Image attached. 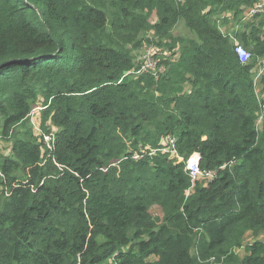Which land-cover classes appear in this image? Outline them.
<instances>
[{
  "label": "trees",
  "instance_id": "obj_1",
  "mask_svg": "<svg viewBox=\"0 0 264 264\" xmlns=\"http://www.w3.org/2000/svg\"><path fill=\"white\" fill-rule=\"evenodd\" d=\"M256 1L0 0V264H264V19L231 33L245 65L213 21ZM179 21L197 39L137 73L140 35ZM38 97L46 146L17 131ZM168 137L213 178L192 187Z\"/></svg>",
  "mask_w": 264,
  "mask_h": 264
},
{
  "label": "rangeland",
  "instance_id": "obj_2",
  "mask_svg": "<svg viewBox=\"0 0 264 264\" xmlns=\"http://www.w3.org/2000/svg\"><path fill=\"white\" fill-rule=\"evenodd\" d=\"M246 9L247 8H245L244 10L242 9L243 12L237 15H235L233 11H226L224 14L220 16L218 15H216L217 17L214 16L216 18H214L213 21L218 26L219 29H221L225 33H230V34L233 33L236 29H238V27L246 23H247L246 25H250L253 23L257 25L259 19H257L256 22H253V19L252 20L244 19V13ZM260 16H261V19L263 20L264 14ZM150 22L151 24L156 23L157 22L156 16H151ZM238 22L239 24H237ZM246 25L239 31V33L246 31L244 29L246 28ZM140 38L145 41H143L139 49L133 52V55L135 57V63H138L139 59L142 57V49L144 45L152 47L153 52H154V57L158 61V63H160L163 58H165L167 55H170L171 53L175 54L176 56L180 54L181 47H180L179 41L197 39L196 35L190 32L182 21H179L176 24V26L173 27L170 30V32L167 34V36L165 37L156 36L153 32H143L140 35ZM125 47L129 50L133 49L131 46H125ZM247 50L251 52L250 49H247ZM255 63L256 65L259 66L260 69L263 70V75H262L263 77L264 76V58L255 60ZM158 67L163 68L160 64H158ZM254 88H255V93L258 99L263 100L264 99V84L261 83V80H260V83L254 84ZM44 107H45V102L43 98L38 97L30 107L31 108L30 112L32 110V114H34V122L31 124L28 121L24 125L19 126L17 128V131L19 132L20 135L30 132L29 129L31 128L32 130L31 132H33L32 134H34L33 136H35L33 137L35 142L40 144L43 141V145L48 144L53 139L55 133H57V128H54V126L52 125L50 121V117L44 114L46 110ZM263 119H264V116L262 117V119L259 120L260 122L258 124V129H261ZM151 131H152V128H151ZM47 133L49 134L48 136L49 141H47L45 137L42 140L41 136ZM10 147H11V140L9 139V137L5 138V136H3L1 123H0V160H2L1 158H3V156H7L11 154ZM208 181L209 179L202 178V179H199L197 183L203 186ZM150 213L152 216L158 219H161L162 217L161 210L156 206L150 209ZM239 256H242V253H240Z\"/></svg>",
  "mask_w": 264,
  "mask_h": 264
},
{
  "label": "built area",
  "instance_id": "obj_3",
  "mask_svg": "<svg viewBox=\"0 0 264 264\" xmlns=\"http://www.w3.org/2000/svg\"><path fill=\"white\" fill-rule=\"evenodd\" d=\"M262 14H264V0H257L251 7L246 9L244 13V19L252 20L253 18L260 16ZM225 35L231 40L234 46V51L240 63L244 65L249 63L251 61V53L246 48H244L232 34L225 33ZM158 64H159L158 61L154 57V52L152 47L144 45L142 49V57L139 59V62L137 63L136 72L148 73L154 79H158L159 74L165 71V69H163L164 67L162 66L163 68H159ZM251 73L254 84L260 83L261 77L263 75V70L260 69L258 65H256V67L251 70ZM44 108L46 109V106ZM28 119L31 124L34 122V114H32V110L28 116ZM260 119H262V116L259 118V120ZM259 120L257 122V125L260 122ZM48 136L49 134L47 133L42 135L41 138L43 140V138L45 137V139L49 141ZM163 144L164 146L161 148L160 152L169 155V158L171 160L176 162H182L184 164V169L188 173L192 187L199 179L206 178L210 180L213 178V173L202 172L200 170L199 167L200 155L198 153L194 152L189 156H187L186 158H184L182 155L179 154L177 149V140L175 137H168ZM154 153L155 151H152V153H149V155H153ZM141 157H142L141 155H138L136 153L134 159L138 160ZM243 251L244 248H240L239 250H237V254L239 255ZM211 262H213V259H211Z\"/></svg>",
  "mask_w": 264,
  "mask_h": 264
},
{
  "label": "crops",
  "instance_id": "obj_4",
  "mask_svg": "<svg viewBox=\"0 0 264 264\" xmlns=\"http://www.w3.org/2000/svg\"><path fill=\"white\" fill-rule=\"evenodd\" d=\"M264 233H260L258 236H257V239H259V240H263L264 241ZM245 238H244V242H245V244H248V243H250V242H252L253 241V237H252V235L250 234V233H246L245 234V236H244ZM242 254H244V251L242 252Z\"/></svg>",
  "mask_w": 264,
  "mask_h": 264
}]
</instances>
